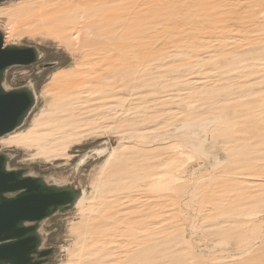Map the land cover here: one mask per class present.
Wrapping results in <instances>:
<instances>
[{"label":"bare ground","instance_id":"6f19581e","mask_svg":"<svg viewBox=\"0 0 264 264\" xmlns=\"http://www.w3.org/2000/svg\"><path fill=\"white\" fill-rule=\"evenodd\" d=\"M247 7H256L259 10L258 22L264 27V0H36L12 12L28 19L32 24V33L50 36L59 42L73 46L77 58L74 59L70 69L56 72L50 77V82L45 89L49 95L47 107L41 112V117L34 121L32 127L21 134L1 137V142L8 147L34 149L33 156L45 161L57 159L62 154L59 146L64 149L78 140L79 127L87 124L85 117L94 110V106L104 107L110 112L115 109L113 111L115 112L116 108L122 104L121 108H117L118 112L120 110L117 115L121 120L114 128L121 133L120 149H125V143H129L126 153L122 151L115 154L110 150L103 167L106 168L111 159L112 169L106 170L105 177L98 181L96 202L85 201L81 197L77 202L87 230L84 235L81 231V235L84 236L86 246L94 247L95 243L96 249L103 253L99 260L100 264H164L180 260L181 257L175 254L176 250H171L173 245L178 246L174 244L175 241L167 237L171 232L167 235L163 233L169 227L166 228L162 223L165 228H161L163 225L161 226L160 220L156 218L148 221L149 218L156 216L161 196L153 195L152 199H147L149 200L147 202L144 199L145 203L139 204L142 206L139 210H131L128 204L135 196L131 197L128 203L126 199L125 202H121L119 196L120 190L128 184L138 188L158 184L163 176L162 167L166 166L163 168L166 170L176 156L177 151L173 149L174 143L175 145L180 143L184 148H190L194 152L205 155V137L210 134L209 137L220 140L218 144L220 143L227 158L240 156V160L244 157L247 166L259 161L263 163L260 168L264 170V109L256 111L252 107L256 105V102L251 106L245 104L242 113L234 111L237 105H230L231 100L224 97L225 95L222 96V93H218L219 88L205 82L204 78L193 81L190 76L200 70L195 67L196 64L193 65L200 51L210 57L216 55V59L218 56L224 63L220 66L222 71L231 70V73L234 72H232L233 69L238 72L244 71L249 66L248 61L264 55V40L254 43V46L247 49H241L240 47L244 45L236 44L238 41L235 31L239 27L236 23L240 22H237V18ZM251 15L253 14L250 13L249 16ZM232 20L235 27L228 24ZM207 60L209 62V59ZM244 78H246L245 75ZM176 81H181V85L183 84L187 92L192 90L191 84L195 82V91L201 103L195 107L187 96L181 98L182 108H174L172 105L174 93L170 87L176 85ZM237 86L245 94L250 90L244 83H239ZM262 92L264 88L252 90V93L256 94L253 97L256 99V96L260 93L262 95ZM179 97L180 95L178 99ZM262 97L259 96V99ZM125 103L130 107L124 106ZM108 110L107 113H110ZM216 110H218L217 113ZM228 111L233 113L230 115L232 117L228 116L230 119H243L231 122L232 124L227 123ZM92 120L94 122V119ZM39 124L44 128L37 130L36 127ZM228 124L231 125L230 127L234 124L236 128L232 129L233 127L230 128ZM251 140L254 143H251ZM221 148H219L220 151ZM254 152L256 156L252 158L251 154ZM213 159L215 163L217 160ZM235 160L238 162L237 158ZM230 162H234L233 158ZM167 181L169 190H166L172 195L178 188L180 189L176 182L178 180L173 175ZM253 181H249L250 184L254 183ZM184 183L187 185V180ZM259 183L261 182L258 181ZM256 185L257 183L251 186L254 189ZM229 186L231 188V185ZM198 188L192 186L187 195L188 200L192 198L194 201L196 196L213 200L212 195L206 197L203 192L199 194ZM254 191L249 189L246 191L247 195L245 192V204L254 199H260V195L255 194L257 190ZM263 193L261 195H264ZM226 196L231 197L228 194ZM137 199L140 202L139 197ZM170 199H166L167 203ZM231 206L223 212L224 220L220 224L218 222L214 224L215 228L210 225L213 226V232L216 235L227 230H235L234 232L240 233V236L245 227L251 225L250 223L254 222L253 218L255 219L260 212H254L249 218H245L250 215L247 209L235 211ZM163 208H169V205ZM244 224L246 225L243 226ZM191 229H193L192 226ZM246 230L248 231V228ZM219 242L220 239L218 245ZM252 244L251 247H253ZM241 261L236 264H264L262 260L254 263L253 257L250 256H246ZM84 264H94V261Z\"/></svg>","mask_w":264,"mask_h":264},{"label":"rangeland","instance_id":"374dc122","mask_svg":"<svg viewBox=\"0 0 264 264\" xmlns=\"http://www.w3.org/2000/svg\"><path fill=\"white\" fill-rule=\"evenodd\" d=\"M34 1L36 0H3V1H0V31L2 32L3 37H4V45L15 44V45L24 46V47L32 46V47L37 48L41 53V59L37 61L36 63L30 64L28 66H11L7 69L5 73L3 86L6 89H14V88H19L24 85H30L36 95V103L34 107L32 108L30 114L24 120L23 124L18 129L3 136L2 138H6L7 136L14 135V134L24 133L32 127L34 121L38 120L41 117L40 116L41 112L44 111L45 108L47 107V103H48L47 101H49V95L45 92V89L47 88V85L50 82V79H51L50 77L56 74V72L58 73V72H62V71H66L70 69L72 67L74 59L77 58L76 56L77 53L73 46L68 45V44L66 45V43L64 42H59L58 40L50 36L47 37L46 35L32 33L31 31L32 24L29 23L28 19L23 15L20 16V15H15L12 13L15 9H20L24 5H27ZM37 1H41V0H37ZM250 13H252L253 15L249 16ZM259 14L260 12L256 7H247L244 9L243 13H241V15L238 16L237 22L239 21L240 22L236 23V25H239V27H237L235 34L237 33L236 38L238 41L236 42V44L244 45L240 47L241 49L242 48L247 49L248 47L254 46V43L264 40V27L262 26V23L259 25L260 22H258V17L260 16ZM229 22H230L228 23L229 25L234 26L233 20ZM242 23H245V24H242ZM239 37L241 38V41ZM243 37L244 39H246L245 41ZM250 37L251 39H249ZM201 54L202 53L200 51V53L196 55L195 61L193 63V65L196 64L195 67L197 69H200V70H197L196 73L190 75L193 81L195 79L202 80L204 78L203 80L205 82L211 83L214 87L219 88L218 93H222V96L225 95L224 97L228 98V100H231L232 103L229 102L231 103L230 105L232 104L237 105L236 107H234L235 108L234 111H238L242 113V111H244L245 104L247 105L249 104L251 106L255 104L256 102H257L256 105L252 106L254 107V109H256V111L262 108L264 109V102H263L264 97H262L264 95V92H262V95L260 93L259 96L262 97L260 99H259V96H256V99H255V97L253 96H255L256 94L252 93V90L257 91L259 89L264 88V69H263L264 68V60H263L264 55L259 57L258 59L248 61L249 66L244 71L239 70L238 72V70L235 71V69H233L232 72L233 71L234 72L231 73L230 72L231 70L222 71L220 66L224 65V63L219 59L218 56L216 59L215 58L216 55L210 57V55L202 54L203 55L202 56ZM198 58L202 60L199 61ZM206 58L209 59V62ZM210 58H211V61H210ZM46 63H55V64L52 67L42 68V66L45 65ZM244 75L246 78H244ZM250 75L254 78H252ZM176 82H177L176 85H173L172 87H170L174 93L173 94L174 103L172 104L174 108H178V107L182 108L183 102L181 101V98L187 97V96L192 101V103L195 104V107L197 106V104L201 103L195 91L196 90L194 86L195 82L191 84L192 90H190L189 92L184 90V86L183 84L181 85V81L179 82L176 81ZM239 83L247 84L250 90L246 92L245 94L238 88L237 84ZM178 94L180 95L179 97L180 99H178V96H179ZM226 94H229V95H226ZM180 103L181 105H179ZM121 105H119L117 108H121ZM124 106L130 107V106H127L126 103L124 104ZM117 108H116V111H115L116 113H115L113 112L115 109L112 110V112H110V110L108 109L105 110L104 107L94 106V110L89 112L85 117V119L87 120V124L85 126L81 125L79 127L80 134L78 136V140L72 142L70 145H68L64 149H61V146H59V150L62 151V154L57 159L45 161L42 158L33 156V154H35L34 149L8 147L3 142H1V138H0V154H5L9 158L8 166L10 168L26 169L27 174L34 175V176H42L48 183L67 184L70 186H76L79 190L82 191L81 198H84L85 201L92 200L96 202L97 200V197H96L97 189L96 188L99 186L97 185L98 181L100 182V180H102V178L105 177L106 170L109 171L112 169L111 159H109L106 165V168L103 167L105 166L104 164L107 161L106 159H108V156H109L108 152L112 150L115 154H118L122 151H123L122 153H126V150H127L126 147L129 146V143L128 144L125 143L124 145L125 149L122 148L123 150H121L119 147L120 146L119 139H120L121 133L118 131H115L117 128H114V126L117 125L121 120L119 115H117L118 113H120V110L118 112ZM103 110L106 112L104 113ZM107 110L110 113H107ZM217 111L218 110H216L215 112L217 113ZM232 111H228V114H226V118L228 120L227 123L229 122V124H232L234 121L243 119V118L230 119L228 116L233 114ZM92 119H94V122ZM229 124L227 126H229ZM233 125H232L233 128L230 127L231 125L229 127L232 129H235L236 127L235 125L234 126ZM43 128L44 126L41 124L37 125L36 127L37 130H41ZM209 135L210 134H207L208 137L204 136L206 140L204 144V151L206 153L205 155L203 153L194 152V150L192 151V149L190 148H184L180 145V143H176V145L174 143L173 145L174 147L173 146L172 147L175 151H177L176 156L174 160L172 161V163L169 164L170 166L169 165L167 166L166 170L163 169L166 166L162 167V171H163L162 173L164 177L163 176L161 177L162 180H160V182L156 184L157 186L151 185L149 187L138 188L131 184L125 185L120 190L121 192H119L120 201L125 202V199H126L128 203L129 202L128 200H130L131 197L135 196L133 197L134 199L132 198L128 204L131 206L130 207L131 210L132 209L139 210L142 208L141 205L143 203L152 199L151 196L159 195L158 197L160 196L162 197V198L160 197L158 201L159 207L157 209L156 216L149 218L148 221L156 218V220L158 221L160 220L159 223L161 226L163 225L162 223H164L166 228L169 227L168 230L163 231V233L167 235V233L171 232L169 236L167 237L171 238L173 241H175L174 244L176 243L179 246L178 247L176 245H173L171 247V250L173 251L176 250L175 254L181 257L179 261L166 262L164 264H181V263L182 264H236V263L242 262L241 260L244 259L246 256L253 257L254 263H257L258 261H261V260L264 261V195H261L264 192V182H262L264 180V170L260 168V166L263 165V163L258 161L253 165L247 166L245 165V160L243 159L244 157H241L240 160H239L240 156L227 158L225 151L220 146V143L218 144L220 140L214 139L212 138V136L209 137ZM104 142H106V146L108 147V150L105 154H103L102 156L93 155L91 157H88L86 158L84 163H82L80 166L77 167V163L79 159L86 152H88L91 149L104 147L103 145ZM250 142L254 143L253 140H251ZM218 147L221 148L222 150L220 151ZM255 156H256V152L251 154L252 158H255ZM213 158H215V161L217 160L215 163L217 164L219 163L220 165L219 164L216 165L214 163ZM232 158L234 161L233 163L230 162L232 161ZM235 158H237L238 162H235L236 161ZM222 160L224 162H222ZM235 163L237 164V167ZM171 172L172 173L174 172V173L172 174ZM243 172L245 175L243 174ZM167 173H170V174H167ZM172 175L178 180L176 182H177V185H179L178 187H180V189L177 187L178 190H176V192L173 193V195L170 191H167L169 190L167 180ZM241 176H244V177H241ZM231 177H233V179ZM184 178L185 179L187 178L186 179L187 185L184 183L186 182ZM180 179L182 180V182ZM243 180H245L244 181L245 183L243 182ZM251 180L252 181L254 180L253 181L254 183L250 184L249 181ZM258 181H260L261 183L258 184ZM160 183H162V185ZM225 183H227L228 185ZM255 183H257V185L253 189L251 185H254ZM229 185H231V188ZM181 186L183 187V189ZM188 186L190 187L188 188ZM192 186L199 187L198 188L199 194L203 192L206 197L208 195H212L214 201L212 199L208 200V199H204L202 197H197V196H196L197 198L194 197V201L192 198L188 200L187 195L190 192V189L192 188ZM158 187H161V188L159 189ZM248 187L250 191L257 190L255 194L260 195L261 200L254 199L251 202L245 204L244 202L246 201V195H247L246 191L249 190ZM257 187H259V189ZM152 188L154 189L158 188V189L154 190ZM237 189L238 190L240 189V191H238ZM179 190H181L182 192H180ZM226 190L227 192L228 191L229 192L227 193ZM222 191L224 192V194ZM237 191L239 192V194L237 193ZM179 192L182 194L185 193L184 195L186 198L184 197V195L181 194L183 198L181 197L180 198L181 200H180L179 197L181 195ZM245 192H246V195H245ZM226 193L231 197L226 196L227 195ZM140 195L141 196L144 195L149 198L144 197V196H143L144 198L143 197L141 198ZM168 195H169V198H171L170 201L172 200V202L168 201L167 203V200H169V198H167ZM222 195H224L223 198H221ZM138 197L140 199V202L137 199ZM217 199H220V200H217ZM160 200H161V203H160ZM231 201L233 202L231 203ZM134 202L136 203V205ZM174 202H177V203H174ZM140 203L141 205H139ZM161 204H163V206H160ZM175 204L178 206H176ZM168 205H169V208H163V207H168ZM230 206L235 211L239 209H245V210L247 209L249 211L248 214L250 215L245 216V218H249L254 212H257V211L262 212V213L259 212L257 216H255V219L253 218L254 222L250 223L251 225H248L247 227H245L246 229L248 228L249 232L251 230L250 233L246 229L244 230L242 234L246 236L242 234L239 236L240 233L234 232L235 230H230V231L227 230L226 232H223L222 234H217V235L213 232L214 229L212 227L214 226L215 228L214 224H216L217 222L218 224H220L222 220H224L223 212L227 211V209H230ZM176 207H178V209H176ZM223 209H226V210H223ZM169 213L170 215H168ZM177 219H179L180 221ZM81 221L82 223H80ZM84 223L82 220V212L79 211L77 204L75 207L71 208L66 213H58L46 219L42 223V229H41L43 233L42 247L43 249H47L50 247L54 248V252L50 256L49 262L47 264H84L86 262L92 263L93 261H94V264H100L99 260L101 259L102 254H103L101 250L96 249L95 243H94V247H89L85 245V242L83 239L84 236L82 235H84L85 234L84 232H86L87 230H86V224ZM210 225H213V226H210ZM245 225L246 224H244L243 226ZM163 226L161 228H165V226L164 227ZM191 226L193 229H191ZM209 228L211 230H209ZM82 229H84V231ZM81 231L83 232V234L81 233ZM252 231H254L255 234ZM178 232H180V234ZM210 232L211 234L213 233L214 234L211 235ZM247 232L249 235L247 234ZM166 235H163V236H166ZM225 235H228V236H225ZM222 236L225 238L222 239L223 238ZM185 239L186 241H184ZM219 239H220V242L218 245ZM221 239L223 241H221ZM183 242L186 244L184 245ZM252 242L254 244H252ZM179 244L182 247H180ZM251 244L253 247H251ZM104 259H107V257H104Z\"/></svg>","mask_w":264,"mask_h":264},{"label":"water","instance_id":"95a60500","mask_svg":"<svg viewBox=\"0 0 264 264\" xmlns=\"http://www.w3.org/2000/svg\"><path fill=\"white\" fill-rule=\"evenodd\" d=\"M3 1V0H0ZM41 59L32 46L4 45L0 31V138L18 129L36 103L30 85L6 89L4 76L11 66H28ZM46 63L42 68L52 67ZM104 147L91 149L77 167L93 155L102 156ZM9 158L0 154V264H42L49 261L54 248L43 249L42 223L75 207L82 196L76 186L48 183L42 176L27 174L26 169L10 168Z\"/></svg>","mask_w":264,"mask_h":264},{"label":"flooded vegetation","instance_id":"af4514ba","mask_svg":"<svg viewBox=\"0 0 264 264\" xmlns=\"http://www.w3.org/2000/svg\"><path fill=\"white\" fill-rule=\"evenodd\" d=\"M49 261L45 262V263H42V264H47Z\"/></svg>","mask_w":264,"mask_h":264}]
</instances>
